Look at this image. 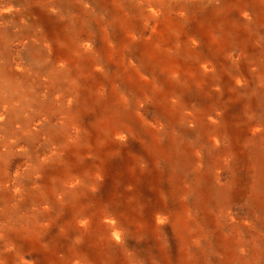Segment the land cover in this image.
Returning <instances> with one entry per match:
<instances>
[{"label": "rangeland", "instance_id": "374dc122", "mask_svg": "<svg viewBox=\"0 0 264 264\" xmlns=\"http://www.w3.org/2000/svg\"><path fill=\"white\" fill-rule=\"evenodd\" d=\"M156 15L175 25L161 32ZM62 70L68 79L50 86ZM9 91L72 123L55 168L100 214L82 260L264 264V0H0ZM108 103L130 121L111 120Z\"/></svg>", "mask_w": 264, "mask_h": 264}, {"label": "bare ground", "instance_id": "6f19581e", "mask_svg": "<svg viewBox=\"0 0 264 264\" xmlns=\"http://www.w3.org/2000/svg\"><path fill=\"white\" fill-rule=\"evenodd\" d=\"M151 5L153 12L158 13L159 4ZM160 17L150 16V19L157 22L161 32L175 25L165 17L158 20ZM145 21L148 23L149 18L142 15L141 28ZM213 23L217 25L219 21ZM119 24L121 28L128 25L120 19ZM101 31L104 33L103 29ZM134 49L142 65L140 68L148 69L153 62L150 50L143 45ZM67 73L62 70L58 73L60 78L50 81L49 85L65 83ZM74 87L75 80L70 81L65 91L71 92ZM100 91L101 88L97 93ZM109 103L104 110L109 109L113 114L111 120L130 121L129 113H120L114 103ZM35 105L18 92L0 95V264H89L78 255L82 233L99 223L100 214L94 208L90 213L87 199L78 193L79 178L69 171L59 174L55 168L56 158L65 150L62 137L71 135L72 123L55 124L59 113L53 111L47 119ZM39 122L50 126L47 132L38 129ZM158 150L167 160H177L171 149ZM99 175L93 170L85 177L86 191L94 187ZM114 236L118 237V233Z\"/></svg>", "mask_w": 264, "mask_h": 264}]
</instances>
